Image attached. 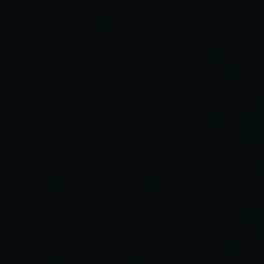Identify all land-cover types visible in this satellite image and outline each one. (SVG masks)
I'll return each instance as SVG.
<instances>
[{
	"label": "water",
	"instance_id": "obj_1",
	"mask_svg": "<svg viewBox=\"0 0 264 264\" xmlns=\"http://www.w3.org/2000/svg\"><path fill=\"white\" fill-rule=\"evenodd\" d=\"M0 264H264V0H0Z\"/></svg>",
	"mask_w": 264,
	"mask_h": 264
}]
</instances>
